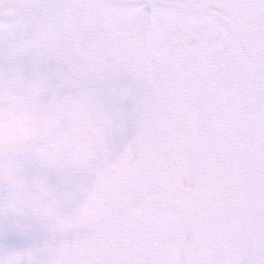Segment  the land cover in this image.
I'll return each mask as SVG.
<instances>
[{
    "label": "snow or ice",
    "instance_id": "obj_1",
    "mask_svg": "<svg viewBox=\"0 0 264 264\" xmlns=\"http://www.w3.org/2000/svg\"><path fill=\"white\" fill-rule=\"evenodd\" d=\"M4 9L0 115L32 133L0 139L6 232L16 191L68 222L0 264H264V0Z\"/></svg>",
    "mask_w": 264,
    "mask_h": 264
},
{
    "label": "clouds",
    "instance_id": "obj_2",
    "mask_svg": "<svg viewBox=\"0 0 264 264\" xmlns=\"http://www.w3.org/2000/svg\"><path fill=\"white\" fill-rule=\"evenodd\" d=\"M10 15V12L7 9L0 10V25L3 24V18H6ZM21 40L24 41V47L18 50L15 55L23 56L28 51L27 39L21 37ZM3 44V41L0 40V45ZM32 55L39 65V59L41 53L36 49H32ZM0 57L8 58V54L0 48ZM36 70H40L38 67ZM30 135L31 131L24 125L16 122L8 115H0V139L5 142H12L14 144H19L24 142ZM12 199L16 200L23 208L25 213L24 220L26 221L25 227L30 233L33 232H42L49 229L50 227H56L61 224L67 223L68 218H58L57 212L59 210V205L51 204L46 205L43 208L37 210V207L28 199L27 195L22 191H16L12 194ZM12 219H9V217ZM16 223V212L11 207L9 202L8 207H4V202L0 201V224L4 226L13 225Z\"/></svg>",
    "mask_w": 264,
    "mask_h": 264
},
{
    "label": "rangeland",
    "instance_id": "obj_3",
    "mask_svg": "<svg viewBox=\"0 0 264 264\" xmlns=\"http://www.w3.org/2000/svg\"><path fill=\"white\" fill-rule=\"evenodd\" d=\"M5 192L6 190L3 187H0V196H2ZM4 233H6V235H4L3 240L0 242L5 243L7 245V239L10 232H6V227L3 224H0V234H4ZM42 238L43 237L40 232H33L29 237L27 238L23 237L19 246H26L27 244L34 243Z\"/></svg>",
    "mask_w": 264,
    "mask_h": 264
},
{
    "label": "water",
    "instance_id": "obj_4",
    "mask_svg": "<svg viewBox=\"0 0 264 264\" xmlns=\"http://www.w3.org/2000/svg\"><path fill=\"white\" fill-rule=\"evenodd\" d=\"M20 239H21L20 236L14 234V233H11L10 237H9L8 246L15 247L19 243Z\"/></svg>",
    "mask_w": 264,
    "mask_h": 264
}]
</instances>
